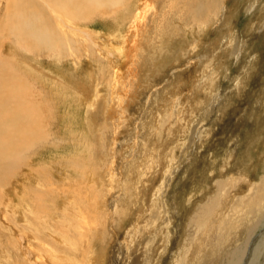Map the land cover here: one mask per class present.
Wrapping results in <instances>:
<instances>
[{"label": "rangeland", "instance_id": "374dc122", "mask_svg": "<svg viewBox=\"0 0 264 264\" xmlns=\"http://www.w3.org/2000/svg\"><path fill=\"white\" fill-rule=\"evenodd\" d=\"M215 1L217 17L206 23L207 28L197 26L190 15L179 14L180 5H175L178 0H100L93 5L96 14H91L84 26L80 19L61 15L59 20L66 29L74 31L72 39L76 43L72 47L77 50L66 58L47 52L32 55L34 61H28L31 65L39 70V65H45L50 70L44 69L45 76L17 66L9 57L16 37L9 36L8 44L0 47V60L4 64H13L24 75H33L38 80L34 84L40 94L36 99L41 102L39 114L43 118L38 135L44 137L35 141L37 145L32 150L18 155V167L11 166V160L0 162L4 170V176H0V264H44L42 254H50L45 264L58 260L65 264L69 261L68 264L75 261L88 264L90 252L93 256L102 250L104 264H108L110 252L117 251L114 247L120 240L124 245L133 244L132 252L140 249L137 255L120 252V264H127L126 257L132 256H137L136 264H144V257L153 254L144 251L147 241L154 245L158 255L165 243L172 251L175 242L181 244L186 240V245L194 246L188 253L194 264L199 263L200 257L201 264H232L235 254L232 250L244 243L239 264H248L255 248L264 241V209L255 208L264 198V0ZM34 3L42 4L37 0ZM249 4L258 11L251 13ZM7 6L8 0H0V31L7 30ZM221 7L229 12V20L217 24ZM185 8L190 6L187 4ZM140 10L146 14L148 25L142 34L136 32L132 36L140 46L134 50V59L128 60L127 49L132 46L126 47L124 37L134 14ZM81 29L88 32L95 46L88 40L80 41ZM228 34H234L239 41L225 46L223 39ZM17 50L23 54L24 49ZM109 52L113 57H108ZM177 58L184 62L181 66L175 64ZM159 75L164 77L160 81ZM175 75L179 76L174 78ZM163 80L174 82L165 84ZM91 84L96 86V95H90ZM154 87L161 91L162 97L153 95L150 103H146ZM206 92L209 98L204 95ZM92 97L96 103L92 104L91 113L88 107ZM201 99L207 103L204 109L197 104L204 102ZM84 116L89 117L90 126ZM204 129H210L211 134L204 132L205 136ZM137 140L144 149L133 144ZM129 158L138 162L130 168L131 176H123V180L127 177L124 188L128 186L125 196L132 200L131 193L136 187L133 184L141 178L139 187L149 193L147 207L140 214L148 211L137 235L130 228L133 223L129 216L123 218V230L119 229L118 217L113 215L123 214L125 207H121L118 199L121 206L112 208L117 186L112 188L107 180ZM89 171L100 183L96 188L91 187L95 183L90 184ZM155 172L156 183L151 187L148 179ZM161 183L156 199L159 202L153 205L152 199ZM43 188L47 190L45 195ZM65 193L72 198L70 201ZM207 203L209 210L203 219L206 226L197 232V222L191 224L192 220L201 205ZM67 205L73 207L70 208L74 213L80 211L90 223L93 221L97 229L90 225L88 232L86 227L83 232L88 233L81 234L80 240L78 234L82 230H70L68 238L81 242L80 246L74 255L60 251L55 256V249L69 245L65 244L66 237H55L51 230H67L78 224L67 213L70 209ZM142 225L149 228L150 234L140 233ZM47 227L51 230L44 229ZM110 229L117 233L110 235ZM250 229L253 233L248 236ZM167 231L172 234L170 245ZM81 253H85V260ZM260 259L259 264H264V258ZM160 264H166L164 259L161 258Z\"/></svg>", "mask_w": 264, "mask_h": 264}, {"label": "bare ground", "instance_id": "6f19581e", "mask_svg": "<svg viewBox=\"0 0 264 264\" xmlns=\"http://www.w3.org/2000/svg\"><path fill=\"white\" fill-rule=\"evenodd\" d=\"M34 1L35 0H8V6H7L6 11H5V26H6L7 30L5 29V31H3V30L0 31V47L6 43V41L9 39V36L16 37V40H17L16 45L12 44V48H11V52H10L11 55H9V57L14 59V61H16L19 64L17 66L21 65L22 68H27V69L31 70L34 74H39V75L45 76L46 75L45 70H47V71H50V70L45 68L44 67L45 65L44 66L39 65L38 67L40 68V70L37 67H34L33 65H31L29 62L34 61V59L32 58V55H34V54L39 55L42 52H47V53H50L52 56L58 55L60 57L64 56L65 58H66V56H68V57L70 56L71 57L72 53L74 52V50H77V49H74L72 47V45H73L72 43H76V41L74 39H72V36H73L72 33H74V31L67 30L65 24L63 23V21H60L59 18H61V15H68L71 20H72V18L80 19V22L82 23L81 26H84L86 21H87L86 19L91 14L92 15L96 14L97 10L93 7V5L95 3H97V2H99L100 0H80L79 2H78V0H37V1L42 3L41 5L35 4ZM187 4L190 6V8H185V5H187ZM111 5H113V4H111ZM175 5H180V7L177 8L178 13L179 12H184L185 16L190 15L192 18H194V21L196 22V25L197 26H202L203 28H207L208 24L206 25V23H209L210 22L209 20L211 18H216L217 17L214 14L215 13L214 8H217V6H215V5H217L215 0H178V2H175ZM249 8H250V12L253 13V14L256 13V11H258V9L253 7V5H250ZM150 10H151V8L148 11H150ZM228 13L229 12H227V10L225 8L222 9V7H221V14L219 15L218 19L216 20V23L220 24L224 20H229V18H228L229 15L227 16ZM224 24H226V23L224 22ZM147 25H148V23H147V17H146L145 13L141 12V10H140L136 15L134 14V17L131 20L130 25L128 26V31H127V33H126V35L124 37L125 38L124 43L126 44V47L132 46L130 48L131 50H129V48L128 49L126 48L127 49L126 58L128 60H133L134 59V57H135L134 56L135 55V51L134 50H135L136 46H137V50H138V48L140 46L139 43H137L136 41H134L132 39V36L136 32H139V34H142L145 31V29L147 28L146 27ZM76 26H79V25L76 24ZM218 26H216V28H218ZM115 27H117V26H115ZM216 28H214V30ZM81 30L82 31H81V35H80V41L88 40V42H92V44L94 45L93 39L90 41L89 36L86 34L88 32L86 30H84V29H81ZM229 30H227L226 32H229ZM113 31H114V29H113ZM115 31H118V29H115ZM194 31H193V33H194ZM206 34H207V32H206ZM110 35H114V33H111ZM229 37H230V39L227 42V39ZM236 41H239L238 37L236 38L234 36V34L232 36H231V34H228L226 37H224L223 44L225 43L226 44L225 46H228V45L231 46ZM6 44H8V43H6ZM96 47H97V45H96ZM17 49H24L23 50V54L18 53L19 51ZM204 49L205 48H203V50ZM205 50H204V52H205ZM233 50H235V49H233ZM99 52H100V49H99ZM199 52H200V50H199ZM226 52H227V49L222 54H224ZM64 53H66V54H64ZM197 55H198V53H197ZM110 56L113 57V54L109 52L108 57H110ZM179 60H180V62H179ZM210 60H211V58H210ZM203 61L205 62L204 59H203ZM183 63L184 62H182V60L178 59V58H177V60L175 62V64L177 66H181ZM55 66H57V65H55ZM15 67L16 66H14L13 64H10V63H7V62H6V64H4L0 60V138H1V142H0V162L3 159H7L8 161L11 160V166H14V168L18 167L17 166L18 155L21 156L22 152H26V151L32 150L31 147L33 145H37L36 142H35L37 139H44V137L38 135L39 131H41L40 130V125H41V122H42V119H43L42 115H40L41 114V110H42L41 102L37 101L38 99H36L38 95L40 96V94H39V92L37 93V91H36L37 87L35 86L36 84H34V83H37L38 80H37V78L33 77V75L30 76V75H27L26 73L24 75L23 73H21L19 71L18 68H15ZM53 70H54V68H53ZM67 70L65 68L66 72H67ZM203 70H204L203 72H205V68H203ZM92 71L94 72L93 69H92ZM51 72H52V70H51ZM52 73H55V72H52ZM179 73H180V71H179ZM211 74H212V72H211ZM165 75H166V73H165ZM90 76H92V74H90ZM178 76L179 75H175L174 78H176ZM67 78H70V77H67ZM158 78H160V79H157V80L160 81L164 77L162 75H159ZM33 80L35 82H33ZM201 80H203V82L205 81V75L201 76ZM163 81L165 82V84H171V83L174 82V80L172 82H169L168 80H167L168 82L166 80H163ZM65 82H67V81H65ZM55 84H58V83H55ZM81 85H83V82H82ZM91 85H92L91 87L94 90V92L92 90L90 95H94L95 92H96V86L94 84H91ZM69 86H72V85L69 84ZM212 88L214 90V86ZM64 89H65V87H64ZM38 90H39V88H38ZM65 91H66V89H65ZM202 91H203V89H202ZM214 92H215V90H214ZM40 93H42V91H40ZM153 95H157L158 99L162 97L161 91L158 90L157 88H155L151 92V94L149 96H147L146 103H150V100L152 99ZM204 95L207 98L210 97L209 92L204 93ZM219 96H220V94H219ZM73 97L74 96H72V98ZM117 97H115V100H116ZM212 97H213V95H212ZM41 98H43V97H41ZM65 98H66V96H65ZM92 100H93V97H92L91 101ZM202 101H204V100H202ZM116 102H117V100H116ZM94 103H96V102L92 101V103L89 104V107H88L89 108L88 111H90L91 113H92V110H93V105L92 104H94ZM205 103H206V101H204L203 103L199 101L197 104H198V107L200 108V107H203ZM97 106L99 108L98 104H97ZM195 108H196V106H195ZM203 109H204V107H203ZM142 115L143 116L146 115V112L142 113ZM84 118H85V122L87 123V125L90 126V124L88 123V121H89L88 118L89 117H87V119H86V117L84 116ZM148 120H151V119L148 118ZM81 121H82V119H81ZM90 123H91V121H90ZM34 127H36V129H37L36 132L34 131ZM34 132L36 133L35 138H33V136H34L33 133ZM204 132L207 133L206 135L211 134V130L210 129L208 131H206L204 129L203 133ZM205 133H204V135H205ZM133 144L135 146L136 145L140 146V148L144 149V147L140 144V142L138 140H137L136 143L134 142ZM2 151L4 152L3 156H1L2 155ZM232 153H228L229 157L232 156ZM162 157L164 158V156H162ZM170 161L171 160H169V162ZM134 162H138V159H132V158H129L127 160L125 159V161L123 162L124 164L121 165V167L119 168L118 173L116 174L115 171H112V173H110L111 175L110 174L108 175L107 180H108V182L111 183L110 186L112 188H114L113 186H117V188H116L117 198H116V200H114L115 205L112 208L115 210L116 208H118V206H121L118 203V199H120V203L123 204V206H121V207H123V208L125 207V212L123 214L118 215L116 212H114L115 215H113V216H117L118 217V220H117L118 223L117 224H118V227H120L119 229L123 230V227L121 226V224L123 222V218H125V217L127 218L129 216V218L131 219V221L133 223L130 226V228L133 231V233L135 235H137V230L140 229L138 226H141V222H142V224L144 223L143 222V220H144L143 218H144L146 212L148 211V209H146L143 214H140L141 212H143L145 207H147V205H146L147 204V196H149V193L144 192V190L139 187V185L143 181V178H141L139 180H136V182H134V184H133V185H136V187L133 188L132 193H131L132 194V200L128 201L127 196H125V189L128 186L126 188H124V185L126 183V181H124V180L127 177L125 176V178L123 180V176L124 175H128L129 176L130 174H132L130 168L132 167ZM162 162H164V161H162ZM167 164H166V166H167ZM169 167H171V166H169ZM10 169H12V168H10ZM124 169H127V170H124ZM9 170H7V171H9ZM88 174H89L88 178H90L92 180L90 182V184L93 181L95 183V184L91 185V187L92 188L98 187L100 185V183L97 181V177H95L94 174L91 175L92 174L91 171H89ZM155 174H156V172L153 174V176H151L148 179V183L151 184V187H153L155 185V183H156ZM1 175L4 176V170H3L2 166H1V163H0V176ZM127 185H130V184L127 183ZM161 185H162V183L160 184L158 190L156 191V193L154 195L155 198L152 199L153 205H154V202H159L156 199H159V194H160V190L159 189H160ZM78 187H79V185H78ZM46 192H47V190L45 188H43V190H42L43 194L42 195H45ZM259 193H260V195H259ZM259 193H258V196H259L258 199L261 202V199L263 198L262 189H261V191H259ZM68 195H69L68 193H65V196L70 201V199H72V198L68 197ZM72 196H73V194H72ZM165 201H167V200H165ZM60 202L62 203V201H60ZM68 203H70V202H68ZM92 204H93V202H92ZM208 205H210V204H208V203L207 204H202L201 207L199 208L198 212L196 213V215L194 216V218L192 220L191 224H193L194 222H197V232H199V231L201 232V230L204 229L203 227L206 226V224H205L203 219L205 218V215H206V213L209 210V206ZM263 205H264V198H263L261 203L256 204L255 208H258L260 206L259 209H264ZM67 206H69V205H67ZM67 206H65V207H67ZM72 206L74 207L73 204H72ZM72 206H69V208L72 207ZM93 206H94V204H93ZM72 208H70L69 210L67 209L68 210L67 213H69V216L72 215V217H74V220L75 219L78 220V224L75 225L74 228L73 227L72 228L69 227L67 230H64V229L51 230L48 227L44 228L45 230H51L55 237L60 236V237H66L67 238V240L65 241V244H68L69 248L66 247V248H63L62 250H56L55 248H53V250L55 249L54 250L55 251L54 252L55 256L58 255L60 251L64 252L65 254L74 255L75 252L77 251V248L80 246L81 242H73L70 238H68V236H69L68 233H69L70 230H75V228H78L79 230H82L81 233L78 234V237H79V240H80L81 239V234H86L89 231H91L90 225L92 227H95V230L97 229L95 224L93 226L94 222L92 220H91L92 223H90V220L87 221L85 219V216H82L80 211H76L74 213ZM113 216H112V218H113ZM39 220L41 222L42 221V217H40ZM167 222L170 224V222L168 220H167ZM72 223H70V224H72ZM87 224H88V226H87ZM145 225H142L144 227H142L140 233H142V232L149 233L150 232L149 228H147ZM188 225H190V224H188ZM86 227L89 228V230H87L88 232H83V231L86 230L85 229ZM253 229H254V226H253ZM110 230H111V232L109 233L110 235H112V233H114V234L117 233L115 231V229L114 230L110 229ZM110 230H108V231H110ZM167 232L169 233V235H168V238H169L168 244L170 245V241H171L170 240V235H172V234H171L170 231H167ZM140 233H139V235H140ZM247 233H248V236H249L253 232L250 229L249 232H247ZM157 234H159V233H157ZM136 237H138V236H136ZM140 237H142V236L140 235ZM143 238H145V237L143 236ZM156 238L157 237L155 235L154 239H156ZM22 239H23V237H21V240ZM56 239L57 238H55V240ZM161 239H163V238H161ZM89 241H91V240H89ZM140 241H142V240L140 239ZM92 243H87V244H89L88 246H90ZM186 244H187V240L182 242L181 244L177 241V242L174 243L173 249L171 247H169L170 250L172 249V251H169L167 243H165L163 245L164 247L161 250V252L158 251L159 253H158V255H156L155 254V252H156L155 249L156 248L154 249V245H151L147 241V244L145 245L146 248L144 247V251H146V252L150 251L151 254L152 253L153 254H152V256H145L144 255L145 257H144L143 261L145 263L144 262L143 263L144 264H160V260L162 258V259H164L166 264H194L192 262V260H189L190 257H192V256L190 254L188 255V253H191V251L194 248V246H192V248H191L189 246V243H188V245H186ZM130 245H133V244L126 243L124 245L123 241H121V240H120V242L118 244H115L114 248H116L117 251L114 252L113 254L111 253L112 251L110 252V256H109L110 258L108 259V264H120V262H119L120 259H121V256H120L121 253L120 252L125 253V252L129 251L130 253H133V254L137 255L138 251L140 250L139 247L137 249H135V251L133 250V252H132V250H131L132 248H131ZM21 246H19V247L22 248ZM259 246L261 247V250H260ZM259 246L257 248H255L256 250L251 255V258H250L248 264H259L260 260H261L260 258H262V257L264 258V256H263L264 254L261 255L262 253H264V241H263V243L259 244ZM245 247H246V243L234 247V249L232 250V253L235 252V254L231 258L232 264H239V262L241 261V258L243 256ZM50 249L48 251H50ZM22 250H24V249L22 248ZM44 250H47V249H44ZM81 250L84 251V249H82V247H81ZM102 252H103V250H102ZM102 252L101 253H100V251L94 252L93 256H92V254H93L92 252H90L91 254L88 253L89 256H88V258L86 257L87 258L86 260H88V264H104V259H103L104 256H103ZM133 254H130V255L132 256ZM154 254H155V258H154ZM164 255H166V259L164 258L165 257ZM46 256L44 254H42V256L40 258H43L42 260L45 261L46 263H48L47 260H46V258H47ZM52 256H50V257H52ZM114 256H117V257L114 258ZM123 256H124V254H123ZM81 257H82L83 260H85V253L82 254ZM135 257H137V256H135ZM135 257L132 256L131 259H129L130 257H126L127 258V262L126 263L127 264H136V262L138 263L139 260H138V258H135ZM153 258L155 259L154 261L152 260ZM50 260H51V258H50ZM62 260H64V259H62ZM72 260H74V258H72ZM202 260H203L202 257L198 258V261H199L198 264H201ZM53 261L55 262L54 258H53ZM45 262H44V264H45ZM70 262L71 261H69L68 263H70ZM75 262L76 263H74V264H80V263H78V261H75ZM81 262H83V261H81ZM62 263H63L62 261L58 260V262L55 263V264H62ZM39 264H41V262ZM63 264H65V263H63ZM84 264H85V262H84Z\"/></svg>", "mask_w": 264, "mask_h": 264}]
</instances>
